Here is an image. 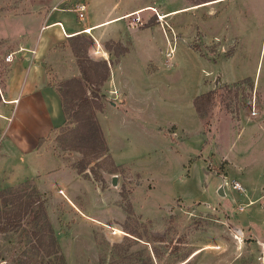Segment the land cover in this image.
Returning a JSON list of instances; mask_svg holds the SVG:
<instances>
[{"label": "rangeland", "instance_id": "374dc122", "mask_svg": "<svg viewBox=\"0 0 264 264\" xmlns=\"http://www.w3.org/2000/svg\"><path fill=\"white\" fill-rule=\"evenodd\" d=\"M81 2L75 23L149 6L93 31H115L122 42L105 38L98 46L92 32L66 41L76 68L72 45L86 63L105 61L123 87L99 85L101 109L93 112L117 166L106 154L89 155L76 171L82 153L62 139L93 131L83 121L93 106H76L80 73L52 72L63 124L38 146H0V264H264V1L218 0L166 14L198 0H61L56 7ZM120 47L129 52L114 69ZM70 78L79 83H65ZM91 88L82 87L87 100ZM207 91L210 102L198 113L192 98ZM75 173L89 182H72L66 193L59 184ZM37 192L52 244L33 216L36 201L22 212Z\"/></svg>", "mask_w": 264, "mask_h": 264}, {"label": "crops", "instance_id": "0c3cea01", "mask_svg": "<svg viewBox=\"0 0 264 264\" xmlns=\"http://www.w3.org/2000/svg\"><path fill=\"white\" fill-rule=\"evenodd\" d=\"M60 1L53 0L42 6L39 3H29L25 0H0V40L6 47L0 54L2 53L3 58L8 55V59H3L0 64L3 68L0 71L1 147L5 148L9 145L15 147L38 146L40 139L63 124L64 114L60 96L55 82L51 80V74L55 71L60 73L72 70L70 76H78L79 71L73 65V57L66 42L67 38L92 32L98 46L100 39L105 38L122 42L115 31L109 32L107 36L101 31H96V33L93 31L100 28L101 24L107 21L116 19L115 22H117L127 18L128 14L133 15L132 13L148 6L130 8L98 20H90L86 14L85 19L80 23H75L72 18L75 14L74 11L56 7ZM216 1L218 0H198V2L192 4H183L178 9L164 11L162 14L198 5L200 7L209 6L216 3ZM262 21L264 23V18ZM126 28L127 30L133 29ZM128 52V48L124 52H120L122 55L116 62L114 69L118 68L119 62L127 56ZM113 73L114 70H110L104 80V86L109 88L113 84L115 89L117 88L123 93V87L121 88L120 84H117ZM104 110L105 108H103ZM100 128L108 146V151L115 159L101 123ZM37 159L39 157L34 158L35 166H37L35 164ZM74 177L70 178L69 182L59 184L66 193L70 194L72 182L81 185L89 182L87 178H82L76 173ZM101 187L100 185L98 189H101ZM81 205L85 206V203H81ZM77 209L83 213L81 207H77Z\"/></svg>", "mask_w": 264, "mask_h": 264}, {"label": "trees", "instance_id": "16d2710c", "mask_svg": "<svg viewBox=\"0 0 264 264\" xmlns=\"http://www.w3.org/2000/svg\"><path fill=\"white\" fill-rule=\"evenodd\" d=\"M119 50H120V52L125 51V49L121 48V47ZM72 52L76 57L77 67H78V70H79V73H80V76H81V79L83 82V83H81V92H80L81 95H79V100L76 103V106L84 105V106H87V108H90V104H92L93 109L89 110V115H85L83 117V121L87 125V127L90 128L91 130L93 129V131H83L79 135L74 136L76 139L75 142H71L69 140H68L69 142H63L64 140L62 138H60V139H62V144L64 146L70 145V148H73L76 150L80 149V151L82 153V157L77 161L75 168H76V171L78 173H81L90 161L89 155H93L95 157V156H99L101 154H103V155L106 154V156L110 157V160L113 163V160L111 159L110 154L107 153V146H106L105 140L103 138L102 132L100 131L98 124L96 123L95 118L93 117L94 110L101 109V104L97 101V99H96L97 95L95 94V92H97L98 86L101 85L104 82V80L107 78L108 66H107V63L105 61H102V62H90V61H88V63H86V61L81 59V57L77 54L78 51L76 50V48L73 45H72ZM75 82L77 84L79 83L76 78H70L65 83L71 84V83H75ZM86 85L92 87L91 92H93V93L91 96L93 98H91L90 100H87V98L83 95L82 87L86 86ZM58 94H59V91H58ZM210 94H211V92L207 91L206 93L196 95L192 98V105H193L196 112L199 113V111L204 109L209 104ZM59 96H60V94H59ZM92 100H94V101H92ZM60 101H61L62 112H63V110H64L63 99L60 98ZM66 134H67V132L64 133V136ZM80 140L83 142L80 143L79 142ZM113 165L115 167L117 166V164H114V163H113ZM2 192L3 191H0V193H2ZM32 201H36V207H37L34 210L33 216L35 219L39 220L40 223L42 224V226L47 230L48 238L50 239V241H51L50 243L52 244L53 234H52L48 219L46 217L45 209L43 206V197H41V195L38 192L36 194H34V199L28 198V199L23 201L22 204L24 206V210L22 209V212H25L26 211L25 209H27V207H30ZM29 210L30 209H28V211ZM127 211H129V208ZM19 215H21V213H19ZM5 218H7V216H5Z\"/></svg>", "mask_w": 264, "mask_h": 264}, {"label": "built area", "instance_id": "2783aa9c", "mask_svg": "<svg viewBox=\"0 0 264 264\" xmlns=\"http://www.w3.org/2000/svg\"><path fill=\"white\" fill-rule=\"evenodd\" d=\"M65 10H68V11L72 10V11L75 12L77 18H82V14H83V11H84V5L82 4V2L81 3H75L73 8L70 7V8H66ZM4 59L7 60L8 59V55L5 56ZM235 187H239V185L235 184Z\"/></svg>", "mask_w": 264, "mask_h": 264}, {"label": "bare ground", "instance_id": "6f19581e", "mask_svg": "<svg viewBox=\"0 0 264 264\" xmlns=\"http://www.w3.org/2000/svg\"><path fill=\"white\" fill-rule=\"evenodd\" d=\"M158 18H160V16L158 15ZM161 19V18H160ZM98 49V48H97ZM60 191V190H59Z\"/></svg>", "mask_w": 264, "mask_h": 264}]
</instances>
